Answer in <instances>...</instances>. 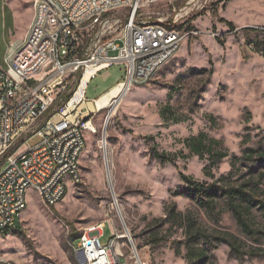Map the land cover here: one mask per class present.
Here are the masks:
<instances>
[{
	"label": "rangeland",
	"instance_id": "rangeland-1",
	"mask_svg": "<svg viewBox=\"0 0 264 264\" xmlns=\"http://www.w3.org/2000/svg\"><path fill=\"white\" fill-rule=\"evenodd\" d=\"M35 5L0 0V64L8 45L23 43ZM143 12L144 21L160 24L184 14L178 23L185 34L179 50L148 82L85 119L93 131H86L80 180L70 182L53 207L29 190L20 222L0 237V257L18 264H84L76 251L79 235L104 222L101 242L126 233L120 243L131 262L135 247L146 264H197L198 256L186 257L185 230L193 219L194 230L212 238L232 234L241 245L244 258L237 260L226 243L208 248L205 240L196 242L194 249H208L205 264H264V208L253 207L246 217L254 232L248 234L225 198L216 197L206 210L178 194L186 187L180 172L200 182L228 175L229 185L246 184L264 202V56L258 51H264V0H156ZM125 76L124 65H113L89 82L86 97L99 98ZM168 101L185 121H164L159 108ZM200 131L221 140L228 156L215 164L192 155L179 158L176 166L155 158L153 147L187 153L184 138ZM235 204L244 211L246 202L237 198ZM173 205L180 215L170 211Z\"/></svg>",
	"mask_w": 264,
	"mask_h": 264
},
{
	"label": "built area",
	"instance_id": "built-area-1",
	"mask_svg": "<svg viewBox=\"0 0 264 264\" xmlns=\"http://www.w3.org/2000/svg\"><path fill=\"white\" fill-rule=\"evenodd\" d=\"M59 1L61 9H54L52 0H32L37 13L27 30L30 41L8 45L0 64V237L7 234L5 225H15L26 209L29 190L53 207L56 196L80 180L78 155L90 123L85 119L100 111L90 108L101 96L86 97L89 82L121 64L126 76L117 85L130 90L146 83L154 76V65L185 37L178 27L181 12L165 27L137 28L143 8L156 0ZM64 16H72L73 25H65ZM34 69H42V76L34 77ZM19 81H28L24 95H15ZM33 138L39 140L30 146ZM103 228L79 235L78 242L98 237ZM134 248L132 262L124 244L113 243L112 237L99 252H123L119 264H146ZM82 260L90 264L83 251ZM0 264L18 263L0 257Z\"/></svg>",
	"mask_w": 264,
	"mask_h": 264
},
{
	"label": "trees",
	"instance_id": "trees-1",
	"mask_svg": "<svg viewBox=\"0 0 264 264\" xmlns=\"http://www.w3.org/2000/svg\"><path fill=\"white\" fill-rule=\"evenodd\" d=\"M227 24L231 30L235 29L234 24L232 22L229 21L227 22ZM178 27L181 28V25H179ZM254 29L256 28H245V30ZM219 42L223 44V42ZM250 46L252 49H256L254 44H250ZM258 51L261 52V54L264 56L263 49H258ZM211 74L212 70L209 71V76ZM169 96H172V94L169 93ZM159 110L160 115L164 119V121L181 122L187 119L186 116H178L169 101L161 105ZM183 143L188 149L187 153H185L183 150L174 153L167 151H159L155 147H153V154L155 158L160 161V163H171L175 166L177 165V160L179 158H188L192 155H195L200 159L209 160L215 164L219 160H222L223 158L228 156V152L222 147L221 140L210 137L207 133L203 131H200L197 134H193L184 138ZM180 178L186 184V187L183 190H180L178 194L191 197L206 210L212 209V202L216 201V197L225 198L226 203L232 209V212L237 218V221L243 231L248 234L254 233L246 217L250 215L253 207L263 209L264 202L256 197L255 193L252 192L254 190L251 189L250 186L246 184H241L238 186L229 185L226 182V180L229 178L228 175L220 177L219 179L212 182H200L196 180L193 176L185 174L183 172H180ZM220 181H222V183ZM237 198H240V200L246 202L244 211L243 209L239 208L238 204H235ZM170 211L172 213L180 215V212L176 210L175 205L171 207ZM160 219L161 222H165L163 218ZM194 227H196L195 221L193 219L188 220L187 229L185 230V236L188 248L186 257L189 261H191L190 257H192L193 255L198 256L197 264H205V262L208 260V249H206L203 245H198L197 248L194 249V245H196L195 243L198 241L200 242L201 240L202 242H204L205 240V243L208 248H212L216 242L226 243L230 248L231 257H234L237 260L244 258L241 255V245L238 241L237 236L232 234H225L224 236H216L215 238H212L204 234L202 230H194ZM156 240L157 238L149 240L147 244H150Z\"/></svg>",
	"mask_w": 264,
	"mask_h": 264
},
{
	"label": "bare ground",
	"instance_id": "bare-ground-1",
	"mask_svg": "<svg viewBox=\"0 0 264 264\" xmlns=\"http://www.w3.org/2000/svg\"><path fill=\"white\" fill-rule=\"evenodd\" d=\"M42 1H51V0H42ZM36 6V13H37V5ZM52 7L54 9H61V1L59 0H52ZM32 23H35V17ZM161 23L165 24V21H161ZM64 24L65 25H73V18L72 16H64ZM163 24L157 23L156 21L149 22L144 21V19H137V28H148V29H155L157 27H165ZM29 28V27H28ZM30 41V33L27 32L26 37L22 43V45L25 44V42ZM183 41V38L181 41H179L178 44L175 46V51L170 52L168 55L163 56V59H160L159 62L154 65V74L157 72V70L165 64L169 59H171L175 53L179 50V47ZM42 76V69H34V77H41ZM139 84H133L131 86H137ZM28 90V81H19L17 84V87L15 88V95H24L25 92ZM127 92V89L123 87V85H117L110 89L108 92L103 94L96 102L95 105L90 104L91 110H104L105 108L109 107L111 102L119 99L122 94ZM88 129L93 130L90 123L88 124ZM86 147V141L82 143V149L79 151L78 155V169H79V175H80V158L81 155ZM68 189H63L61 191V196H56V201H53V206L57 205L60 201H62L67 193ZM40 198L43 200V202L46 204V206L49 207L48 200L43 196L39 195ZM26 208H27V202H26ZM15 225H5V233H8L10 230H13ZM103 228V223H97L94 225H90L86 227L80 235H90L93 230ZM126 234V233H125ZM125 234L121 235H113L112 236V242L115 244H121L120 239L125 236ZM103 235V231H98V237H84L82 242H78L76 246V251L82 257V251L83 255L85 257V260L88 261L90 264H119L120 258L122 257V254L120 252H113L111 255L105 256L103 252H99V250H105L107 248V242L102 243L101 237ZM119 253V254H118ZM122 263V261H120Z\"/></svg>",
	"mask_w": 264,
	"mask_h": 264
},
{
	"label": "crops",
	"instance_id": "crops-1",
	"mask_svg": "<svg viewBox=\"0 0 264 264\" xmlns=\"http://www.w3.org/2000/svg\"><path fill=\"white\" fill-rule=\"evenodd\" d=\"M33 9H34V6H33ZM34 13H35V10H34ZM34 13H33V17H34ZM32 20H33V18H32ZM32 22V21H31ZM22 44V43H21ZM20 44V45H21ZM43 201V200H42ZM27 206H28V203H27ZM18 222H20V219L18 218L17 220H16V224H15V226H17L18 224Z\"/></svg>",
	"mask_w": 264,
	"mask_h": 264
}]
</instances>
